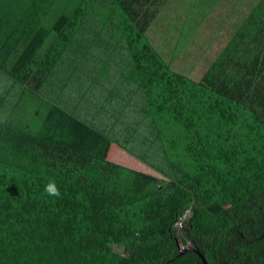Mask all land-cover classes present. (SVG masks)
Here are the masks:
<instances>
[{
	"label": "trees",
	"instance_id": "obj_1",
	"mask_svg": "<svg viewBox=\"0 0 264 264\" xmlns=\"http://www.w3.org/2000/svg\"><path fill=\"white\" fill-rule=\"evenodd\" d=\"M170 2L0 0V264H264V0L231 36Z\"/></svg>",
	"mask_w": 264,
	"mask_h": 264
},
{
	"label": "rangeland",
	"instance_id": "obj_2",
	"mask_svg": "<svg viewBox=\"0 0 264 264\" xmlns=\"http://www.w3.org/2000/svg\"><path fill=\"white\" fill-rule=\"evenodd\" d=\"M188 1L189 0H171L170 5L172 7H174V6L180 7L181 4H183L185 2H188ZM59 10L60 11L58 12L56 9H53L52 12L50 13V15L48 16L47 21H51L52 22L53 19H54V17L57 16L59 13L62 12V8L61 9L59 8ZM158 15H162V14L159 13ZM190 16H191V18H190ZM190 16H187V25L183 26L182 31L179 34V38L178 39H176V37L178 35L180 26H177L176 28H170L171 27L169 25L170 24V21H164L163 20L164 19V15L162 16L161 19H157V21H155L147 29V32L145 34L149 38L150 42L153 44V46L155 48H157L159 51H164L165 54H166V57H169L168 56V52L173 48L174 44H176V48L175 49H178L179 47H181L182 44L187 40V38L191 34L192 27L193 26L195 27V23L190 22V19L193 21V18H192L193 17V12H192V14ZM188 21H189V23H188ZM190 24H193V25H190ZM225 34L229 35L230 34V31L225 32ZM106 59H107L106 62L108 64H110V66L113 67V68L109 71L108 75L107 76H104V77H105V79H110L112 81H115L116 78H117V75L114 78H113L112 75L117 73L116 72L117 66L114 65V64H112L113 62L111 61V56L109 58H106ZM169 60L170 59L168 58V61ZM98 62H104V56ZM90 72H92V71H90ZM80 74H76L75 73L73 75V77H72V79L74 78L73 82L76 85L79 83V86H80L81 82L84 83V81L86 82V80L91 81L90 80V77L86 76V74L84 73V70H82ZM112 87L115 90L117 89L116 88V85L113 84V83H112ZM61 92L63 93V92H65V90H63ZM53 93L54 92L50 91V95H52ZM46 98H48V96ZM110 106H112V103L111 102H108L106 104V107H107L108 110H109ZM141 132L144 133L145 132V129H142ZM128 147H129L130 150H133L134 148H136L138 150L137 153L142 154V152H140V151L143 149V145L140 144V143H138L136 140H134L132 138H131V140L128 143ZM116 157L117 156L114 155V154H112V156H110V158L113 159V160H117ZM126 157L129 159L127 161V163L131 167H134L135 169H138V170L147 171L149 173H152L154 175H157L158 177H161L160 174H158V173H156V171L152 170L151 167H147V165L146 164H143V162H139L138 160H136L134 158H131V156L129 157L128 155H126ZM118 161L121 162V160H118ZM186 211H187V215H188L189 210H186Z\"/></svg>",
	"mask_w": 264,
	"mask_h": 264
},
{
	"label": "crops",
	"instance_id": "obj_3",
	"mask_svg": "<svg viewBox=\"0 0 264 264\" xmlns=\"http://www.w3.org/2000/svg\"><path fill=\"white\" fill-rule=\"evenodd\" d=\"M199 1L204 2L206 0H197L198 5H200ZM192 3H194V0H192ZM207 3V11L211 6H214L209 12L214 13L215 11V15L218 16V18L222 20L223 24L227 26V31H230L228 36H231L233 32L237 28L242 27V25L256 21L254 18H252V16L256 13V9L260 4L259 0H207ZM262 7L264 8V5ZM199 12V7H196V14L198 15ZM210 13L208 14L209 16ZM118 148L119 147L115 148L114 155H123L124 153L121 152V150L119 151ZM116 161H118V158Z\"/></svg>",
	"mask_w": 264,
	"mask_h": 264
},
{
	"label": "clouds",
	"instance_id": "obj_4",
	"mask_svg": "<svg viewBox=\"0 0 264 264\" xmlns=\"http://www.w3.org/2000/svg\"><path fill=\"white\" fill-rule=\"evenodd\" d=\"M44 192L48 196L56 197L59 198L61 196L60 189L57 187L54 181H49L45 187H44Z\"/></svg>",
	"mask_w": 264,
	"mask_h": 264
},
{
	"label": "water",
	"instance_id": "obj_5",
	"mask_svg": "<svg viewBox=\"0 0 264 264\" xmlns=\"http://www.w3.org/2000/svg\"><path fill=\"white\" fill-rule=\"evenodd\" d=\"M176 239H177V237H176ZM177 246L179 248L180 254H182L186 249H189V246H183V247L180 246L179 245V242H177ZM195 252L197 253V255L199 256V258L201 259L202 264H208L207 261H206V259L203 256V254H201L198 251H195Z\"/></svg>",
	"mask_w": 264,
	"mask_h": 264
},
{
	"label": "built area",
	"instance_id": "obj_6",
	"mask_svg": "<svg viewBox=\"0 0 264 264\" xmlns=\"http://www.w3.org/2000/svg\"><path fill=\"white\" fill-rule=\"evenodd\" d=\"M186 216H187V211L180 217L181 219H185L186 218ZM181 220H179L177 223H176V225H178V226H180L181 225Z\"/></svg>",
	"mask_w": 264,
	"mask_h": 264
}]
</instances>
